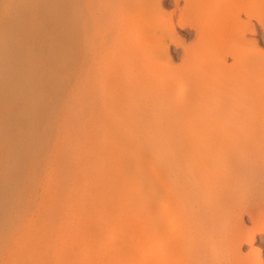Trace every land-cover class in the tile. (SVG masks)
<instances>
[{"label": "rangeland", "instance_id": "rangeland-1", "mask_svg": "<svg viewBox=\"0 0 264 264\" xmlns=\"http://www.w3.org/2000/svg\"><path fill=\"white\" fill-rule=\"evenodd\" d=\"M246 7L257 32L248 31L244 35L241 21L248 19L243 12ZM263 23L264 0H0V33L3 32L0 41V264H8L19 245L24 244L27 250L29 241H23L22 236L27 232L36 235L39 232L36 223L41 225L47 214L51 199L46 198L50 177L46 169L49 165L55 166L53 158L58 153L57 115L63 114L65 104L71 99V88L77 85L82 93L80 117L88 116L91 120L94 111L96 118L92 117L93 122L88 123L86 119L85 124L94 126L98 140L108 138L103 129L104 133L110 129L106 131L114 137L121 129L153 126L159 128L158 141L168 146L167 150L184 154L187 146L184 142L188 138L183 131L187 130L191 141L188 139V143L199 147L198 154L194 149L196 157L192 160L189 157L187 161L184 154L188 171H193L201 159L211 165L224 163L221 166L228 165L230 169L236 167L238 160L241 162L236 167L240 174L235 177L236 185V180L233 182L241 189L231 187L223 176L227 182L216 180L213 187L209 182V194H205L216 197L227 187L233 189L225 191L232 195L229 196L231 206L222 211L218 220L238 228L239 244L230 248L232 244L225 237L217 242L223 243V248L210 239L194 240L195 233L208 229L207 225H198L192 231L194 237L177 243L176 240L160 243L161 259L173 252V260L163 264H189L185 260L190 264H264V233L258 230L264 225V214H258L264 211ZM255 40L259 41L258 45ZM184 77L189 81L184 82L186 86L180 82ZM170 80L175 82L169 92L174 95L181 89L184 92L178 102L180 95L172 99L176 103L172 111L179 115L174 116L182 120L179 124L172 123L174 118L169 115L171 106L166 99L170 95L166 96L162 88ZM182 86L186 87L185 91ZM131 139L139 141L138 137ZM192 148L186 155L193 156ZM235 159L238 160L234 163ZM189 162L196 164L195 167ZM214 165L208 170L217 166ZM217 169L212 171L217 173ZM78 178H69L68 182L81 184ZM53 184L51 190L55 189ZM65 192L64 197L60 196L68 200L66 206L71 212L65 215L66 220L63 212L59 216L57 212L54 217L58 218L53 220L59 231L63 230L62 242H54L58 247L61 245L56 250L61 256L49 250L45 256L41 253L45 260L39 261L41 264H100L109 247L103 246L101 260L87 255L85 260H80L76 252L82 239L78 224H88L94 212L82 214V202L77 194L69 188ZM202 195H196L199 200L192 199V203L196 201L198 206ZM195 207H189L190 212L186 207L183 218L193 219ZM252 213L256 219L250 218ZM171 223L168 221L166 227L179 226V221ZM10 227L15 228L14 239L8 238ZM43 232L50 242L57 230ZM254 232L257 237L250 243L248 238ZM120 237L117 235L114 243ZM68 241L73 244L71 252ZM51 243L49 247L53 246Z\"/></svg>", "mask_w": 264, "mask_h": 264}, {"label": "bare ground", "instance_id": "bare-ground-1", "mask_svg": "<svg viewBox=\"0 0 264 264\" xmlns=\"http://www.w3.org/2000/svg\"><path fill=\"white\" fill-rule=\"evenodd\" d=\"M206 3L207 2H205V4ZM246 8H244L243 12H245L248 15V19L241 21L242 32L243 34L248 31L252 33H256L257 26L252 21L253 19L252 14H250L249 13L250 11L248 12V8L247 9ZM233 26L235 27V25ZM3 27L5 28V26ZM1 33L3 32L1 31ZM1 33H0V41L2 38ZM257 43H259V41L255 40V44ZM227 54L229 53H226V55ZM184 78H180V82L182 80L181 84H184L185 81L187 83L188 78L186 77ZM85 81L87 82V78H85ZM170 81H168L169 87L168 85L162 87L164 90V94L166 96L168 95L170 96L166 98L164 95V97L163 96L162 97L168 100V104L170 103V106H171L170 113L171 114L169 115H172V117L174 118L172 123H175L177 121L179 124L181 123L180 121L182 120L180 119V121H178L177 116L176 117L174 116L178 114L172 111L173 109H175L174 105L176 104L175 101L173 100L179 95L180 97H178L176 101L178 102V100L183 99L181 97L183 95L181 94H183L184 92H183V89H181V86L178 87L177 89L179 90L180 88L181 92H178V93L176 92L177 94L175 93V95L171 93L172 91L169 92L170 90L169 88H173V85H174V83L172 85V82H175L172 80ZM86 82L84 84H87ZM169 82L172 87H170ZM186 83L184 84L185 86H186ZM80 88L78 87V85L71 88V91H70L71 93L69 94L71 95V99H68L69 102H67V105L65 104V109H63L64 110L63 114L61 116L60 114L57 115V117L59 116V120L57 118L58 122L55 125H57V130H58L57 132H58L59 138L57 137V139L55 140V144L58 145V153L53 158L55 166L49 165L46 169L50 176L47 181L46 198L51 199V202L47 204V214H45V216L43 217L41 225H38V223H36L38 231H39L37 232L36 235H30L29 232H27L25 235L22 236V238L24 237L23 241H29L28 242L29 247L27 248V250H24L25 249L24 244L19 245V247H17L12 252L9 258L8 264H37L35 263V261L40 262L43 260L41 257V253L42 254L44 253V256H45L47 251L50 250L56 253V250L58 251L57 248L59 247L61 248L60 244L57 243L59 245L58 247L57 245H54V242H58V241L60 243L62 242L61 239L63 237H62L61 232L63 230L59 231L60 229L57 228L56 224L54 225L53 220L54 218L56 219L58 218V217H54L55 215L59 213L58 214L59 216L60 213L62 214V212H63V216L65 219L63 217H60V219L63 218L64 220H66L67 217H65V215L71 212L66 206V203L68 202V200L66 201L65 198L62 199L60 196L62 195V197H64V193H66L65 192L66 188H69L70 190L74 191V193L77 194L75 195L79 197V200H81L82 202L81 213L82 214H86V213L89 214V212L90 213L94 212V215H92L93 218L91 217L92 219V221H90L91 223L89 222L88 224H78L79 229L78 228L77 229L79 230L78 232L79 237L82 236L81 237L82 239H80L81 242L77 245L76 252L78 253L77 255L78 258L79 259L81 258L80 260H85L84 257L86 255L88 256L86 257L87 258L90 257V259H95V260L100 259V254L102 253L101 250L104 246V248L109 247L110 251H108V254L106 255L105 258L102 257L103 260H101L102 258L100 259L101 260L100 264H163V262H169L170 260H173V256H172L173 252L171 255L169 253L168 255L164 256L163 259H161L160 254H159L160 252L159 245L162 241L164 242L165 240V242L167 241L169 243V242H172L173 240L174 241L176 240L175 242L177 243V241L179 242L185 241L187 240L188 237H194L195 235L196 236L194 240L196 239V240L202 241L203 239H207V240L210 239V241L214 243L221 242L220 240L223 239L221 237H225L228 240V242L229 243L231 242L232 244L230 248H232L235 243L239 244L238 237L240 236L239 235L240 232L238 228L229 225L226 221L218 220V217L222 213V211H224L225 209H229L231 206L229 204V199L231 197L229 198V196H232V195H227L225 191L229 190L230 192V189L231 190L233 189L232 188L229 189L227 187V189L224 190L222 194L220 193L216 197H212V196L209 197V195L206 196L208 192V188H209L207 184H209V182L212 183L209 186L213 187V184L215 186L216 180L222 181L225 178H227L230 181V186L235 187L233 185L234 184L233 182H235L234 180H236L235 182V185H236L237 180H238L235 177L240 175V174L238 175L239 169H236V167H238L241 164V162L238 159H235L234 161L235 163L236 160H238V162L236 163V167L235 168L231 167V169H230V166L229 168H227L228 165H224V167H222L221 165H223L224 163L221 165H218L213 161L215 165L220 166L219 168L217 166L214 168L215 169L218 168L219 171L220 170L222 171L221 173L217 169L218 174L216 173V170L212 171L214 168L211 170H208V167L211 166L212 168L214 164L211 165V163H209V161H206V159L203 161H201L202 160L201 159L200 160L201 163L200 164L197 163L198 166H196L197 167L196 168L194 166L196 164H193V162L191 164L190 162L193 157H196L194 155L198 154L199 147L196 146V143L194 144L188 143L187 140L189 139V136L187 134L188 133L190 134V132H187V130L183 131V133L185 132V135L187 136L186 137L184 135V137L188 138V139H185L184 143H186L185 145L189 146V147L186 146L187 148L185 147V150L187 152V150L189 148H192V146H195L194 148H192V150L190 149L192 153H194L193 152L194 149L197 150L196 154L195 153L192 154L193 156H190V154L186 155V152L184 153L187 158L186 159L187 161H188V158L191 157L189 158L191 159L189 164L195 167L193 168V171H188V169L185 168L184 154L179 153V152L177 154L174 150L172 151L170 149L167 150L168 146L166 147L164 143H161L160 141H158V135H159L158 127L140 126L134 129H121V131H116L117 133H116V136L114 137L108 134V132H110L109 131L110 129L108 127L109 130L106 129L108 132L105 130V133H104L103 131L104 129L102 130L103 134H105L106 137L108 135V138H106L104 141L98 140L96 129L94 128V126L92 127V125H89V124H88L89 126L86 125L88 122H93L92 120L96 118L95 113H93L94 111H92V114L94 115L93 116L90 115L94 119L91 117V120H88V116H86V118L80 117L79 104L81 102L80 99L82 98V96L80 98V95L82 94ZM85 88L87 89V86ZM85 88L83 87V90ZM185 88L186 87H184V91L186 90ZM87 90H90V89H87ZM160 92H162V89ZM168 93H171V94H168ZM172 94L175 97H173ZM169 98L171 101L169 100ZM177 105H180V102L177 103ZM87 110L89 111V109ZM87 110H85L86 113H88ZM86 119L88 121H86ZM171 119L172 118L169 117V120ZM82 120L84 121V123ZM85 121L87 122L86 124H85ZM172 125L173 127L176 126V124H172ZM191 129L192 128H190V130ZM59 134L61 135V137ZM111 134L115 135V133H111ZM105 135H103V137ZM134 137H138L139 141H134L131 139ZM185 150L183 149V151ZM201 153H203V151ZM239 157L236 156L234 158H239ZM242 161H246V160H244L243 158ZM224 168L226 170H224ZM38 170L39 168H37L35 172H38ZM210 171L213 174H211ZM206 172L207 174L208 173L209 174L208 175L206 174L207 176H204ZM214 172L216 174H214ZM31 174H32V171H31ZM223 176H225L224 179H223ZM77 177H79L78 179L82 181L81 184L80 182L78 184L76 181L74 183L75 185L72 184L73 182L71 184L70 182H68L69 178L73 179ZM53 182L55 185L53 184ZM226 182L227 181L224 180V183ZM52 184L54 185L53 187H55V189L59 188L61 190V192H59L60 194H58V191H60L59 189L56 190L57 193L56 192L52 193L55 190L54 188H53L54 190H51ZM238 186L240 187L239 184ZM238 186H236L235 188L237 190L241 189V187L237 188ZM234 191L235 193H237L236 190ZM235 193L233 192V195ZM199 194L200 195L203 194L204 197L202 195L203 199L201 198L202 201L199 202L198 206L195 201L196 203V207H195L194 206L195 203L194 204L192 203V199L194 200L198 199L199 197L196 198V195H199ZM226 196L228 197V199L226 198ZM137 200L140 201V202H137L139 206H135V204H137L135 203ZM91 203H92V206L89 205ZM109 205L110 207L107 208ZM114 207L116 208L114 209ZM186 207L187 208L191 207V209L192 207L193 208L195 207V210L197 209L196 214L194 213L195 217L193 219L191 217L190 218L186 217L187 219L183 218V215H186L187 213L185 211ZM182 209L184 210V214L181 213ZM187 210H189V212L191 211L190 208ZM258 214L263 215L264 211L263 213L258 212ZM251 215L252 217L250 218L253 219L254 214L252 213ZM259 216L260 215H258V217ZM254 218L255 219L257 218L256 214ZM49 219H52V221ZM64 220H62V222ZM168 221L172 223L179 221V226H177V228L175 226L167 228L166 223H168ZM56 223H58V221ZM61 225L63 226L62 223ZM198 225L199 226L207 225L209 230L208 229L204 231L201 230L202 232L197 231V233L199 232V234L195 233L194 235L193 234L194 232L192 231H194V229L196 230V227ZM47 229L49 230V232H54L55 230H57V233L55 235L53 234V236L51 237L50 242H48L49 240L46 241V239L44 238L45 232L43 231H46ZM258 230L261 233H264V225L260 227ZM117 235L118 236L121 235V237L119 240L117 239V242L115 241L114 243L115 237H117ZM14 237H15V228L10 227L8 229V238L14 239ZM230 237H231V241H229ZM256 237H257V233L254 232L249 236L248 241L250 243H253ZM40 243H43V244L47 243V245L45 244L43 246L42 244L41 247H39L38 244ZM50 243H51L50 246H52L53 244L52 247H49ZM69 244H68L69 251L71 252L72 249L70 248V246H72L73 244L70 242ZM222 244L223 243H220V244L217 243V246L219 245L223 248ZM168 246L170 247V245ZM48 247L50 249H48ZM39 248L40 250H38ZM44 249H46V252H42ZM58 253H56L55 256L59 255ZM74 253L72 252L71 255H75ZM63 254L64 253H62V255ZM59 256L57 258H59L60 260L61 257ZM62 259L66 260V258H62ZM182 261H184V259H182ZM185 261L187 263L189 262L190 264V261L188 260H185ZM62 264H64V262H62Z\"/></svg>", "mask_w": 264, "mask_h": 264}]
</instances>
